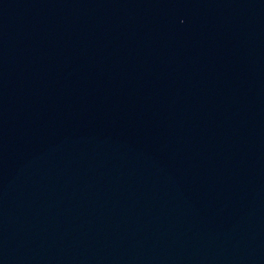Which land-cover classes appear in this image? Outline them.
<instances>
[{"label":"water","instance_id":"1","mask_svg":"<svg viewBox=\"0 0 264 264\" xmlns=\"http://www.w3.org/2000/svg\"><path fill=\"white\" fill-rule=\"evenodd\" d=\"M0 264H264V0H0Z\"/></svg>","mask_w":264,"mask_h":264}]
</instances>
